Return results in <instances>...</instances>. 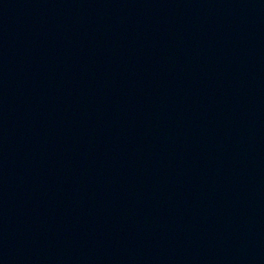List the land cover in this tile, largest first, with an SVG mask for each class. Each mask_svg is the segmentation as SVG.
Listing matches in <instances>:
<instances>
[{"label": "water", "instance_id": "obj_1", "mask_svg": "<svg viewBox=\"0 0 264 264\" xmlns=\"http://www.w3.org/2000/svg\"><path fill=\"white\" fill-rule=\"evenodd\" d=\"M0 264H264V0H0Z\"/></svg>", "mask_w": 264, "mask_h": 264}]
</instances>
